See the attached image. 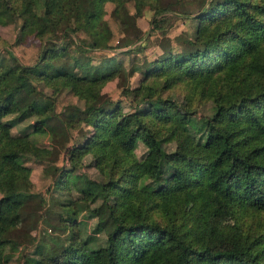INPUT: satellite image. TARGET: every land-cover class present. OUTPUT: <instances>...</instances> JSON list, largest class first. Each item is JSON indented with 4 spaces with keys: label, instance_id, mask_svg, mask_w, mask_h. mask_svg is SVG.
<instances>
[{
    "label": "trees",
    "instance_id": "trees-1",
    "mask_svg": "<svg viewBox=\"0 0 264 264\" xmlns=\"http://www.w3.org/2000/svg\"><path fill=\"white\" fill-rule=\"evenodd\" d=\"M106 1L113 3L110 15L118 25L115 43L104 16ZM145 1L152 14L143 30L136 17ZM127 4H0L1 24L20 21L17 40L32 34L40 41L33 63L0 75V221L8 203H19L13 215H20L21 227L31 217L43 216L63 230L60 239L43 237L24 252L23 264H53L52 259L62 264H146L166 250L178 252L174 264H185L188 254L208 264H264V0H134L136 11ZM174 15L194 19L186 35L165 34ZM157 30L162 33L156 39L159 51L138 60L136 52ZM5 59L0 53V69ZM25 66L39 68L27 75L21 70ZM113 78L133 107L124 143L116 141L120 129L112 126L124 103L102 89ZM147 86L154 94L136 102ZM62 90L81 101L71 102L88 128L78 138L69 135L55 109ZM177 107L182 123L175 120ZM227 114L237 136L232 155L245 171L227 169L213 177L210 163L200 156L209 145V131L222 126ZM35 133H48L54 142L40 144ZM137 139L145 145L140 156L134 151ZM26 140L32 144L29 153L13 151ZM61 148L67 156L59 165L53 155ZM30 158L51 173L47 197L32 188ZM87 165L96 169L95 176L83 169ZM12 171L18 176L8 189ZM195 187L216 193L243 218L241 246L216 248L205 239L187 244L177 235L184 211H165L162 203ZM132 211L136 218L127 222ZM95 231L104 234L101 240ZM18 245L16 238L0 232V263L11 260Z\"/></svg>",
    "mask_w": 264,
    "mask_h": 264
},
{
    "label": "rangeland",
    "instance_id": "rangeland-1",
    "mask_svg": "<svg viewBox=\"0 0 264 264\" xmlns=\"http://www.w3.org/2000/svg\"><path fill=\"white\" fill-rule=\"evenodd\" d=\"M2 3H5V0H0V4ZM112 4L113 3L109 1L104 3V16L108 19L111 25L113 30L111 41L112 43H115L119 38V30L116 20L110 15ZM127 5L131 11H136L134 0H128ZM185 5H187L186 2ZM139 12L136 21L143 30H146L149 27L152 8L148 2L145 1L141 4ZM172 21V24L165 30V34L170 37L186 35L187 31L191 29L194 23V19L191 17L181 18L176 17V15L172 17ZM19 23V19L6 24L0 23V53L6 58L4 62L5 65L3 64L4 66L0 69V75L15 69L18 64H31L36 60L40 41L32 34H24L19 40H17ZM161 34L162 33L158 30L156 33L152 31L145 47L136 52L138 60L145 54L150 56L159 51V47L156 45V39L159 38ZM122 39H125V37ZM119 49L120 48L117 50ZM9 51L17 56V62ZM105 51H109V49ZM119 54L124 55L122 52H119ZM38 68V66H25L21 67V70L27 75H33ZM138 75L139 73L135 72L131 76V83L134 84L136 82ZM102 89L114 99L121 98L124 103L121 112L112 121V126L120 129L115 136L116 141L124 143L129 135V129L126 127V123L128 117L133 112V107L127 102L130 97L129 95L121 93L120 88L117 86L116 78L108 80ZM153 94L154 89L151 86H147L140 93L136 102L146 97H150ZM177 101L179 102L180 99L177 98ZM71 102L78 103L81 101H79L74 94L62 90L56 98L55 109L58 112L59 117L66 121L69 135L71 134L73 138H78L81 136V133L88 128L82 120V113L79 112ZM177 110L178 111L176 112L178 113L175 114V120L182 123V110L179 109V107H177ZM193 119L198 123L201 121V117L198 114H195ZM26 122L27 120L23 121L18 126L14 127L13 130H16L20 125ZM234 135V123L230 121L229 114H227V120L222 126L213 128L209 131V145L203 155L200 156V159L206 160L210 163V174L213 177L227 169H231L234 172L245 171V167L238 164L236 158L232 155V147L236 145L233 141L237 138V136L235 135V137ZM33 138L40 144H50L51 142H54L53 137L48 133H35L33 134ZM31 147L32 144L26 140L16 143L13 151L29 153ZM168 148L172 149V146L168 145ZM60 150L61 151L57 157L53 155V159L59 165L65 163L67 156L62 148ZM144 150L145 145L140 139H137L134 146L135 153L140 156ZM88 159L89 157L87 156L85 162H87ZM27 163L31 165L30 177L33 186L32 188L35 191L43 192L47 197L48 192H46V188L50 183L51 173L45 171L43 165L35 158H30ZM83 169L90 175H96V169L92 165H87L83 167ZM254 172L256 171L254 170ZM256 173L258 174V170ZM17 176L18 172L12 171L9 174V180L6 185L8 189L14 188ZM18 205L19 203H8L6 205L4 210L6 218L0 221V232L4 236L16 238L19 245L14 249L12 259L0 264H23L22 254L32 250L37 241L42 240L43 237H51L53 240H57L63 236V230H61L59 226H54L52 222H47L43 216H39L35 220L31 217L25 222V225L21 227L22 222L20 215H13ZM162 207L163 210L168 212H174L177 210L184 211V216L177 228V235L187 244L202 239L207 240L216 248H238L243 244L245 231L243 218L240 217L239 213H237L231 205L225 203L216 193L208 190L206 187H195L181 191L174 199L163 201ZM40 209L42 210V208L39 207V210ZM135 218L136 212L132 211L127 222L134 220ZM93 221L94 218L89 219L87 226H92ZM29 223L34 224L30 227L28 226ZM18 228L20 229L17 230ZM94 235L95 239L96 236H99V240L104 236L102 232L96 231L94 232ZM178 257L179 254L177 251L172 252L166 250L161 254L149 258L146 261V264H174L178 260ZM51 262L53 264H62L61 259H52ZM184 262L185 264H208L207 262L198 260L191 254H188L185 257ZM92 264H94V262H92Z\"/></svg>",
    "mask_w": 264,
    "mask_h": 264
}]
</instances>
